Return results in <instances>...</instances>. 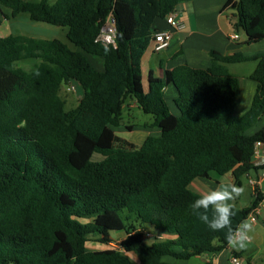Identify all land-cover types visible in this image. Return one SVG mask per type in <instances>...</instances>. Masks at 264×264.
Returning a JSON list of instances; mask_svg holds the SVG:
<instances>
[{"label": "trees", "instance_id": "obj_1", "mask_svg": "<svg viewBox=\"0 0 264 264\" xmlns=\"http://www.w3.org/2000/svg\"><path fill=\"white\" fill-rule=\"evenodd\" d=\"M183 1L0 0V23L25 13L65 28L68 40L0 37V264H170L162 257L227 246L223 232L192 213L199 193L189 185L211 173L231 172L237 182L264 169L252 162L264 128L248 132L264 116V52L211 50L209 67L180 64L162 78L150 72L144 89L141 58L153 23ZM223 8L233 10L243 43L264 39V0H226ZM109 14L115 46L95 41ZM91 57L101 58L102 70ZM26 59L35 60L29 70L17 65ZM247 61H256L255 93L236 115L239 79L227 64ZM73 81L83 92L68 108L60 89ZM168 84L178 114L166 102ZM128 100L161 131L136 147L117 145L113 130ZM94 153L103 157L93 161ZM261 199L255 187L250 205L235 206L232 227ZM111 231L123 232L117 246ZM91 237L106 247L88 249Z\"/></svg>", "mask_w": 264, "mask_h": 264}, {"label": "crops", "instance_id": "obj_2", "mask_svg": "<svg viewBox=\"0 0 264 264\" xmlns=\"http://www.w3.org/2000/svg\"><path fill=\"white\" fill-rule=\"evenodd\" d=\"M225 1L226 0H186L177 5V16L183 23V27L181 29L172 30V39L170 44L165 49L159 52H154L151 41L150 45L142 55L141 73L144 89H147V76L150 72L153 76L162 78L165 70L172 69L180 64H188L192 67L198 68L209 67L212 63V58L209 54L211 50H216L222 54H231L235 51H241L244 55H254L256 53L264 52V45L259 49L248 50L252 47V44L243 43L244 35L241 33L239 34L238 40L230 39V34L235 32L230 18L232 17L233 10L223 8ZM33 27L35 31L31 30L30 33L22 34L36 38H58L68 43L66 29L63 27L55 26V28H51L44 24H34ZM168 28L169 26L162 19H156L153 23L154 32L162 31ZM261 41H264V39ZM154 55L157 56L155 60ZM91 60L98 70H102L103 65L101 58L91 57ZM251 62V71H248V74H244L243 72L244 66L242 65H244V62L227 64L229 71L236 74L239 79V91L234 110L236 115H241L249 108L255 93L256 82L249 77V74L254 69L256 61ZM34 63L35 60H33L31 65L33 66ZM235 64H237V68L232 70L231 67ZM63 90L68 92H78L80 94L78 95L79 99L83 92V86L80 83L73 81L61 86V96ZM175 95L176 91L173 85L168 84L164 88V96L169 108L170 101L173 102ZM168 99H170V101ZM126 107L131 108L138 106L135 101L129 100ZM171 112L174 113L173 111ZM126 125H130V128H127ZM139 127L146 130L149 129L148 131L151 132L152 129L155 128L157 134L153 135L148 132L145 137H142L140 141L136 143L137 146L140 145L147 136H159L161 133L160 129L157 126H154L152 122H144L143 125H140ZM135 128L136 126L134 123L127 122L124 124L122 121V125L113 128V130L116 138H119L116 132L121 131V129L133 131ZM262 128H264V116L248 132L253 133L254 131ZM116 129H118V131ZM126 142L134 144V141L131 140H126ZM245 176L246 184H244L241 179L235 182L231 172L223 175L211 173L207 178H195L192 180L189 187L191 190L201 194L215 188L220 182L234 183L244 190L242 195L234 201L235 205L237 202L242 200L244 205H235L239 208L250 205L254 196V188L257 187L259 189L262 194V199L258 204L259 211L257 219L256 221L251 222L253 223V231L250 233L251 242L247 245V247L244 249H237L232 248L227 244L226 247L216 252H204L189 259H176L168 256L170 258L165 259L164 261L170 264H231V259L236 258L238 264H264V169H252ZM251 180H254L255 183H251ZM245 187L249 189L247 204H245V200L243 201L245 195L247 196Z\"/></svg>", "mask_w": 264, "mask_h": 264}, {"label": "rangeland", "instance_id": "obj_3", "mask_svg": "<svg viewBox=\"0 0 264 264\" xmlns=\"http://www.w3.org/2000/svg\"><path fill=\"white\" fill-rule=\"evenodd\" d=\"M54 1V0H51ZM34 24H44L46 26H49L51 28H55V26L47 24V23H43V22H36V21H32L28 18L27 14L25 13H21L19 14L17 17H9V18H4L1 23H0V37H4L6 35L9 34H22V33H30V31H35L33 28ZM36 33V32H35ZM252 47L248 50H255V49H259L264 45V41H260V42H255V44L251 43ZM154 60L157 58L156 55H154ZM34 59H26V60H21L17 62V65L29 70L32 65L31 63L33 62ZM244 66L243 67V72L244 74H248V71H251V61L248 62H244L243 63ZM237 64L233 65V67H231V69H235ZM240 66V65H239ZM241 68V67H239ZM229 70V69H228ZM62 96L66 99L67 101V107H72L76 104L77 100H78V95H80L78 92H68V91H62ZM170 101V99H168ZM129 101V100H128ZM170 108L171 111H173L174 113L178 114V110L175 107V105L173 104L172 101H170ZM153 118L151 114H146L143 113L138 107H131V108H127L125 107L123 109L122 112V121L123 123H134L136 128L133 131H128L125 129H121V131H118V129H116L118 132H116V134L119 136V138H116V144L117 145H124V146H133L136 147L137 144L140 139L142 137H145L146 134H148V132L152 133L153 135L157 134V131L155 128L152 129L151 131H148L149 129H144L142 127H139L140 125H143L144 122L150 123L152 122ZM123 138V139H122ZM125 139V140H124ZM126 140H131L134 141V144H131L129 142H126ZM103 156L99 153H94L91 157V159L93 161H97L100 160ZM244 184H246V176H241L240 178ZM245 191L247 192V196L245 195V198L243 199V201L245 200V204L248 203V192L249 189L247 187H245ZM242 199V198H241ZM235 205L237 206H242L244 205L242 200H240L239 202H237ZM112 237H115V241L114 244L117 243V241L119 239H121V237L123 236V232L121 231H111L110 232ZM106 246L100 244L99 242H97L95 240L94 237H91V240L87 242V248L88 249H101V248H105ZM132 258L133 256L130 255ZM163 260L168 259L170 257L168 256H164L162 257Z\"/></svg>", "mask_w": 264, "mask_h": 264}, {"label": "clouds", "instance_id": "obj_4", "mask_svg": "<svg viewBox=\"0 0 264 264\" xmlns=\"http://www.w3.org/2000/svg\"><path fill=\"white\" fill-rule=\"evenodd\" d=\"M111 51L105 48V54ZM39 75V73H36ZM243 188L234 183L220 182L215 188L199 194L190 205L196 218L212 232H223L227 244L232 248L244 249L251 242L253 223L245 220L232 227V218L237 210L234 201L243 193Z\"/></svg>", "mask_w": 264, "mask_h": 264}, {"label": "built area", "instance_id": "obj_5", "mask_svg": "<svg viewBox=\"0 0 264 264\" xmlns=\"http://www.w3.org/2000/svg\"><path fill=\"white\" fill-rule=\"evenodd\" d=\"M165 23L169 26V28L155 32L152 36V48L154 52H159L165 49L170 44L173 29H181L183 27V23L180 19H178L176 9L166 13ZM229 37L231 40H238L239 34L236 32H232ZM95 41L101 42L105 45L115 46V27L110 14L106 17L104 23L102 24L100 31L95 38ZM252 162L255 166H261L264 164V143L259 140L256 141L254 145ZM251 183L254 184L255 181L251 180ZM258 211L259 210L257 206L255 209L251 210L246 220L250 222L256 221ZM115 246L117 245L115 244ZM231 264H238L237 259L232 258Z\"/></svg>", "mask_w": 264, "mask_h": 264}]
</instances>
